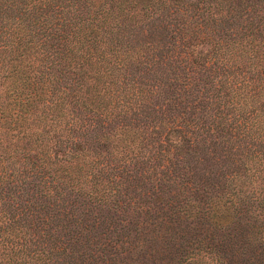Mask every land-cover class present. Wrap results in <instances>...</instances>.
Returning <instances> with one entry per match:
<instances>
[{"label":"trees","instance_id":"1","mask_svg":"<svg viewBox=\"0 0 264 264\" xmlns=\"http://www.w3.org/2000/svg\"><path fill=\"white\" fill-rule=\"evenodd\" d=\"M264 264V0H0V264Z\"/></svg>","mask_w":264,"mask_h":264},{"label":"rangeland","instance_id":"2","mask_svg":"<svg viewBox=\"0 0 264 264\" xmlns=\"http://www.w3.org/2000/svg\"><path fill=\"white\" fill-rule=\"evenodd\" d=\"M190 264H209L208 262L206 263H197V262H194V263H190Z\"/></svg>","mask_w":264,"mask_h":264}]
</instances>
